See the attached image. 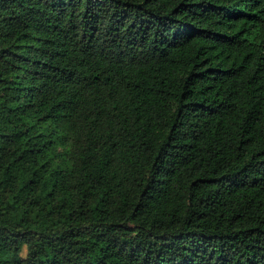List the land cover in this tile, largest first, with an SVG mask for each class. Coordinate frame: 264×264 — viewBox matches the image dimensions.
<instances>
[{
    "label": "trees",
    "instance_id": "trees-1",
    "mask_svg": "<svg viewBox=\"0 0 264 264\" xmlns=\"http://www.w3.org/2000/svg\"><path fill=\"white\" fill-rule=\"evenodd\" d=\"M0 264H264V0H0Z\"/></svg>",
    "mask_w": 264,
    "mask_h": 264
}]
</instances>
